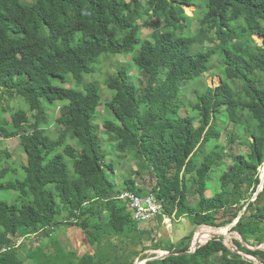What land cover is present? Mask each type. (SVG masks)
<instances>
[{
  "label": "trees",
  "instance_id": "trees-1",
  "mask_svg": "<svg viewBox=\"0 0 264 264\" xmlns=\"http://www.w3.org/2000/svg\"><path fill=\"white\" fill-rule=\"evenodd\" d=\"M196 2L0 0V93L16 94L28 107L11 114L12 130L1 118L5 110H0V142L19 137L27 156L19 172L3 168L10 155L0 151V195L18 193L13 203L0 198V264L38 263H32L35 256L24 241L31 235H45L53 246L51 264H82L78 250L54 233L63 211L69 214L64 224L85 234L93 249L87 255L97 257L95 264L118 263L109 247L119 238H127L129 248L144 245L138 257L150 250L181 253L147 264H256L232 251L223 237L185 253L196 230L178 244L160 240L154 230L140 228L129 200L119 197L128 191L155 194L163 205L159 222L187 216L195 227H225L237 221L233 230L244 242L251 245L254 237L252 246L264 244V44L253 38L264 37V0H207L200 41L214 33L218 46L205 51H193L196 40L176 34L182 20L191 21L185 7ZM129 14L163 19L164 25L147 39L140 26L127 19ZM131 53L146 84L136 85L127 64L117 63L106 80L113 92L107 106L114 120L106 119L104 127L119 153L136 150L157 183L150 189L139 165L117 191L107 171L115 175V170L107 163L95 123L106 94L98 82L85 77L98 71L102 57ZM218 53L224 63L221 83L206 85L202 92L195 89V115L182 113L181 90L202 82ZM55 104L60 108L56 137L46 128L54 121L49 106ZM222 112L252 134L249 152L234 155L231 165L230 153L213 144L224 130L217 124ZM221 168L219 189L208 196L213 174ZM191 193L197 196L193 206L187 201ZM234 243L239 252L264 264V250Z\"/></svg>",
  "mask_w": 264,
  "mask_h": 264
},
{
  "label": "rangeland",
  "instance_id": "rangeland-1",
  "mask_svg": "<svg viewBox=\"0 0 264 264\" xmlns=\"http://www.w3.org/2000/svg\"><path fill=\"white\" fill-rule=\"evenodd\" d=\"M206 2L207 0H197V6H186V14L191 17V21H186L185 19L182 20V24L176 31L177 36L193 38L196 40V43L192 46L193 51H205L207 49H216L218 46V40L214 33L208 34L207 37L210 40L205 38L203 41L204 43H201L200 41V21L208 10ZM127 19L130 22L139 25L142 32V36L147 39H151L153 34L159 29H161L164 25L163 19L147 15L142 16V18L140 19L139 15L137 14H129L127 16ZM253 38L256 42H258L259 45L264 44L263 36L254 35ZM137 49H139V46L137 47ZM134 54L135 53H131L130 55L104 56L101 58L100 63L98 64V71L94 74L86 75L85 77L87 82H98L102 86V90L106 94L103 98L102 107L98 109V114L100 116L95 119V123L99 125V133L103 139L102 147L104 152L107 154V163L112 164L115 170V175L112 174L109 170L107 171L109 173L110 179L113 180L114 183H116V185L118 186L117 191L123 190L122 188L124 187V179L129 178L132 171H136L140 166V168H143V177L146 183L148 184L149 188L153 189L157 183L155 176H152L150 169L146 166L145 161L138 156L136 150L129 148L126 152L119 153L115 149V138L112 135H109L104 127V121L106 119L114 120V115L107 106L109 97L113 96V92L107 88L106 80L109 74H113L117 70V63L127 64L129 70L131 71V75L134 77L136 85L140 86L146 84L147 77L136 68L132 61ZM211 65V70L205 75L204 80L202 82H191L185 87H183V89L181 90L180 97L182 98V101L184 103L182 113L188 112L189 115H195L193 105L196 101H198L195 89H198L200 92H202L205 91L206 85L216 87L221 83V76L224 73V63L222 60L221 53H218L213 56ZM20 107L23 109L28 108L25 100H23L20 96L15 94L13 97H10L8 94L0 93V110H5L1 118L6 120L5 126L9 130L14 129L11 114ZM49 108L50 112H54V121H52V124L47 126L46 128L48 130V133L51 134V136L56 137L58 136V124L56 123L55 118L60 115V108L59 106H57V104H55L54 106H49ZM101 112L103 116L101 115ZM218 120L219 121L217 122V124L223 127L224 130L222 131L219 140L217 142H214L213 144L215 145L217 143L223 146L225 150L230 153L231 158L227 160V164L231 165L233 163L232 157L234 155L246 154L247 152H249V145L252 140V134L248 132L244 133L243 130H240L237 125L230 121L229 117L227 116V113L225 112L218 114ZM233 138L234 142H232ZM113 144L115 145L113 146ZM0 151H7L10 155V157L4 161L2 165L3 168L12 166L15 167L19 172H23V165L27 163V156L23 151L21 140L19 137H14L11 139H2L0 142ZM209 151L211 152L212 148H209ZM223 170L224 168L215 170L213 174V179L210 183L209 192H207L208 196L213 195L214 192L219 189L220 179L224 172ZM262 171L264 172V169ZM17 195L18 193L15 191L6 192L2 193L0 195V198L7 200L9 203H13L14 198ZM187 201L189 205L193 206L197 201V196L194 193H191L189 194ZM68 216V211H63L59 216H57L56 220L59 223V226L56 229V232L54 233H56V236L60 238L58 240H61L63 243H66L67 245H70L78 250L81 256L82 264H95L97 261V257L87 255V253L92 254L93 249L88 244L89 242L85 234L81 230L77 229V227L66 226L64 224ZM219 217H222V215H219ZM233 226L234 223L229 224L225 227H212L207 225L195 227L190 222L187 216H180L176 218L167 217L166 219L164 218V221L162 222H159V219L156 218L151 221L149 220L145 223L140 224V228L142 230H154V232H157L158 238L160 240L177 244L180 243V241L184 237L188 236L194 230H196L194 240L196 239L198 241L201 239L199 238L200 233L203 234L202 239H204L208 237L212 238L214 234H222V231L226 230L225 233L223 232L224 236L222 237L224 238V242H226L227 246L231 250L243 256L246 260L252 261L256 264H262L261 260L255 258L254 256L239 252L237 249V245L234 243V241L243 242V244L250 250H264V244L258 247L252 246L256 243V239L254 237H251L249 239L251 245H249L248 243L244 242V239L236 231L233 230ZM64 232H66V234H64ZM30 238L32 239V243L30 245L29 243H27V245L32 254L35 256V260H32V263L34 261H37L38 263L36 264H51L49 260V255L53 254V246L48 245L46 243V240H48L46 236L44 235L38 238L35 235H31ZM149 240L150 239H148V241ZM20 241L23 240L21 239ZM127 241V238L114 239L113 243L111 244L112 248L109 247V253L111 255H118V260L115 259L114 261L115 263L118 262L117 264H131L132 262H134V264H147V262L144 263L146 259L152 258L151 256L153 255H160L162 252H164L162 250H150L145 252L150 257L143 259V257L141 256L145 253L138 257L137 251L144 245L140 244L138 247H136V244H134L132 248H129L130 246ZM107 248L108 247H105V250ZM28 263L31 264L29 260Z\"/></svg>",
  "mask_w": 264,
  "mask_h": 264
},
{
  "label": "built area",
  "instance_id": "built-area-1",
  "mask_svg": "<svg viewBox=\"0 0 264 264\" xmlns=\"http://www.w3.org/2000/svg\"><path fill=\"white\" fill-rule=\"evenodd\" d=\"M119 197L129 200V210L132 212L134 220L140 224L156 219L163 212V205L155 194L140 196L128 191L123 192Z\"/></svg>",
  "mask_w": 264,
  "mask_h": 264
},
{
  "label": "water",
  "instance_id": "water-1",
  "mask_svg": "<svg viewBox=\"0 0 264 264\" xmlns=\"http://www.w3.org/2000/svg\"><path fill=\"white\" fill-rule=\"evenodd\" d=\"M264 180V172H263V174H262V181ZM261 188H262V186H261ZM237 223V221L234 223V225ZM214 237H222V236H224L223 234H214L213 235ZM213 236H212V238H213ZM212 238H208L205 242H202V243H199L198 241H193V243H192V246H191V249H190V251H188V252H185V253H188V254H190V253H194L201 245H203V244H205V243H207L209 240H211ZM233 251V250H232ZM179 254H181V253H174V252H168V251H164V252H162L160 255H157L156 257H153V258H149V259H146V261L144 262V263H146V262H148V261H151V260H157V259H164L165 257H167V256H170V255H179Z\"/></svg>",
  "mask_w": 264,
  "mask_h": 264
},
{
  "label": "crops",
  "instance_id": "crops-1",
  "mask_svg": "<svg viewBox=\"0 0 264 264\" xmlns=\"http://www.w3.org/2000/svg\"><path fill=\"white\" fill-rule=\"evenodd\" d=\"M64 234H66V232H64ZM24 241H25L26 243H29V245L32 243V239L30 238V236L26 237V238L24 239Z\"/></svg>",
  "mask_w": 264,
  "mask_h": 264
},
{
  "label": "bare ground",
  "instance_id": "bare-ground-1",
  "mask_svg": "<svg viewBox=\"0 0 264 264\" xmlns=\"http://www.w3.org/2000/svg\"><path fill=\"white\" fill-rule=\"evenodd\" d=\"M223 232L225 233L226 230H223V231H222V234H224ZM199 238H200V237H199ZM208 238H209V237H208ZM208 238H204V239L201 238L199 241L196 240V239H195V240L198 241L199 243H202V242L206 241ZM201 241H202V242H201Z\"/></svg>",
  "mask_w": 264,
  "mask_h": 264
}]
</instances>
